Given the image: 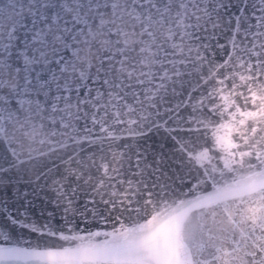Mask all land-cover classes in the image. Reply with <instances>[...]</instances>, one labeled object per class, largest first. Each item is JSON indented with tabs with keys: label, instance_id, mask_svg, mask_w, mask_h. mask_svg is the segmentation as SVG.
Listing matches in <instances>:
<instances>
[{
	"label": "snow or ice",
	"instance_id": "1",
	"mask_svg": "<svg viewBox=\"0 0 264 264\" xmlns=\"http://www.w3.org/2000/svg\"><path fill=\"white\" fill-rule=\"evenodd\" d=\"M0 264H264V0H0Z\"/></svg>",
	"mask_w": 264,
	"mask_h": 264
},
{
	"label": "water",
	"instance_id": "2",
	"mask_svg": "<svg viewBox=\"0 0 264 264\" xmlns=\"http://www.w3.org/2000/svg\"><path fill=\"white\" fill-rule=\"evenodd\" d=\"M25 147H27V142H25ZM25 179H27V177H25ZM36 207L39 208L40 207V200L39 198H37V200L34 202ZM49 210H52L51 207H49Z\"/></svg>",
	"mask_w": 264,
	"mask_h": 264
}]
</instances>
